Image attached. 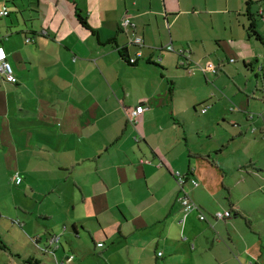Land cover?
I'll use <instances>...</instances> for the list:
<instances>
[{
	"label": "crops",
	"instance_id": "0c3cea01",
	"mask_svg": "<svg viewBox=\"0 0 264 264\" xmlns=\"http://www.w3.org/2000/svg\"><path fill=\"white\" fill-rule=\"evenodd\" d=\"M3 8L10 15L0 18V48L16 83L0 73V153L23 173L20 184L19 172L7 178L15 191L11 212L28 216L22 227L34 233L26 232L34 249L9 258L0 246L2 264L40 261L47 250L54 264H87L95 258L90 247L105 244L106 257L123 252L136 264H153L156 253V264H264V93L256 94L258 80L264 90V66H254L260 57L244 59L256 72L251 88L248 80L205 70L229 45L215 34L217 18L204 19L215 13L199 0H0ZM125 18L134 25L128 34L120 32ZM134 33L143 45H134ZM124 46L134 65L122 59ZM210 89L240 112L220 115L225 136L218 147L202 142L205 135L214 141L213 133L192 130L213 105ZM206 102L200 115L197 104ZM137 107L143 113L130 119ZM17 133L30 148L18 150ZM35 136L43 141L33 144ZM31 151L33 159L23 154ZM36 169L41 178L34 179ZM174 172L198 185L181 187ZM23 182L19 203L15 188ZM184 193L197 209L184 210ZM226 211L230 218L215 217Z\"/></svg>",
	"mask_w": 264,
	"mask_h": 264
},
{
	"label": "rangeland",
	"instance_id": "374dc122",
	"mask_svg": "<svg viewBox=\"0 0 264 264\" xmlns=\"http://www.w3.org/2000/svg\"><path fill=\"white\" fill-rule=\"evenodd\" d=\"M233 2L230 8L226 7V1L225 0H199V6L201 8H204L205 6L207 9L211 10V14L215 13L211 16H204V19L209 17H215L216 20V28H215V34L216 36H220L222 39H226L227 44L229 45L227 48L228 52L223 51L222 49H218L217 54L213 57V65L219 68L218 74L216 76H219L221 80L228 79L227 74L230 75L229 79L236 80V82L244 83L246 80H248L249 87L255 86V69L252 70L250 67L246 66L245 64V58L247 55H253L255 57H260L259 60L254 61L255 68H259L260 66H264V45L261 44L258 40L255 38H249L247 34V28L250 24V20L247 17V10H246V1L248 0H230ZM251 4V12L255 15V21H256V30L264 37V0H252ZM245 3V7H244ZM261 13V14H260ZM12 14L11 16H13ZM4 20H8V18H5ZM210 26V25H209ZM236 40L231 41L230 39ZM215 46V44H214ZM218 47V45L216 46ZM230 54V55H229ZM232 59V60H231ZM252 61V60H251ZM247 76V77H246ZM258 89L259 92L256 90V94L261 97L262 93H264V90L262 88L263 80H258ZM228 89L223 90V95L227 94L229 95L228 98H230L231 93L235 90L234 84L230 83L226 85ZM209 94L214 95L211 99L210 103H213L212 106H205L207 104H197L198 107V113L201 115L202 108L209 107L208 112L209 114L207 116L202 117V119L198 116L197 124H193L192 130H198L200 132H206L213 133L214 135V141H208L206 136L202 139L203 143H207L209 146L215 145V147H218L221 145V142H223L224 136H225V129H222V125L224 126V119L221 118V116H226L228 114H231L230 111L231 108L235 109L238 112L237 105L235 104V101H232V104L234 105L231 108H228L224 105H222V102L219 101V97H225L223 95H216V90H209ZM219 96V97H218ZM209 105V103H208ZM221 107L219 108V106ZM236 106V107H235ZM257 106V105H256ZM256 106H252L253 108H258ZM231 109V110H230ZM232 110V111H235ZM255 110V109H253ZM249 112V114H253V117L259 118L257 116V113L255 111ZM218 114V115H217ZM215 115H217L215 117ZM221 115V116H220ZM251 117V115H248ZM183 122L189 123L190 120L187 119V116H185ZM221 126V127H220ZM226 127V125H225ZM24 134V133H23ZM23 134H16V144L18 147V150H23L24 148H30L28 145L26 139H23ZM191 137H193V140L196 141L195 135H193L191 132H189ZM26 137V136H25ZM38 138L40 142L43 141L42 137H36L33 140V144L35 143V139ZM26 141V142H25ZM45 141V140H44ZM261 141V139H260ZM71 144V143H70ZM79 149H89V147H81L79 146ZM261 149L264 150V147ZM34 149H32L33 151ZM24 152L23 154H26L27 156H30L32 158L33 152ZM12 156V153H11ZM9 155L5 153H0V243H4L8 249L6 250L5 256L9 257V254L14 255L16 251H18L19 254L24 256V253L22 251H27L28 253L31 252V250L34 249V244L31 243L29 237H27V234H34L29 230V227H25L23 229V225L25 226L27 223L28 216H26L23 212L19 213V217H17V214H12V209L14 210L15 206L13 205V198L11 197V193L15 192L11 189V183H7V178L13 176L16 174V172H19L14 165L11 166V164L14 163V161L11 164H8ZM20 160L25 161V157L20 154ZM36 168V166H34ZM27 168H33V166H29ZM37 173L34 176L35 178H41L43 174L38 170ZM22 174L23 173L19 172ZM175 173V172H174ZM20 187L15 188V190H18L19 195L17 193L15 194L16 197H19L18 201L20 203L24 201L22 198L25 195V192L23 190L24 186H27L26 182H23ZM44 186H42V190H44ZM21 196V197H20ZM50 205L55 210L53 212L54 215H57V208H56V198L52 196ZM29 202V201H27ZM37 214V213H36ZM34 215V220H30L31 222L35 221L36 217L38 215ZM14 222H19L20 226ZM35 224V222H34ZM31 226V225H30ZM22 227V228H21ZM28 230V231H27ZM32 236V235H30ZM36 238V237H35ZM89 238V237H88ZM47 238H44L43 245L39 244L41 248H44L47 246L46 242ZM102 242V241H101ZM95 244L97 245L98 243ZM103 244V243H102ZM105 244V243H104ZM103 244V246H104ZM109 245L105 244L104 250H99L97 247L92 246L90 247L93 256L96 258H91L90 261L87 264H136L133 261H130L131 258H129L127 255L121 256L123 253H117L113 257H106L105 253L107 252V248ZM22 247V248H20ZM69 250V249H68ZM106 250V251H105ZM40 253V252H39ZM163 253V252H162ZM59 256V253H58ZM121 256V257H120ZM5 257L0 253V262L1 264L4 262ZM55 256L52 254H41L40 253V262L41 264H54ZM157 261H161L157 257V253L155 254L154 263L156 264ZM152 264V263H148Z\"/></svg>",
	"mask_w": 264,
	"mask_h": 264
},
{
	"label": "built area",
	"instance_id": "2783aa9c",
	"mask_svg": "<svg viewBox=\"0 0 264 264\" xmlns=\"http://www.w3.org/2000/svg\"><path fill=\"white\" fill-rule=\"evenodd\" d=\"M6 15H8V11L5 8L0 10V16H6ZM122 27L124 28L125 32H128L130 30V28L134 27V25L132 24V22L129 18H125L123 20ZM133 36H134V42L135 43H137V44L142 43V40L139 37H136L135 33L133 34ZM168 49H171V47H169ZM139 56H140V54H139ZM135 61H136L135 58L131 59V63H134ZM205 70L211 71L214 74L218 72V68L212 64H208L206 66ZM0 73L6 78L7 81H9V82L14 81L13 69L7 61V55L5 54L4 50L1 48H0ZM143 111H144L143 107H137V109L135 111L128 114V117L130 119H132V116H135L136 114H141V113H143ZM174 176H175L178 184L181 187H184L188 181H190L194 186L198 185L196 180L189 179L186 175L184 176L180 172L174 173ZM20 182H21V179L18 178L17 183L19 184ZM179 200L182 203L184 210L186 212H190V211L197 209V206L190 200L189 196L186 193L182 194V196L180 197ZM215 217L217 219H227V218L231 217V213L229 211L218 212L215 214ZM200 219L205 220L206 217L204 215H201ZM51 242L52 243H58V238H52ZM98 246H101V244H98Z\"/></svg>",
	"mask_w": 264,
	"mask_h": 264
},
{
	"label": "trees",
	"instance_id": "16d2710c",
	"mask_svg": "<svg viewBox=\"0 0 264 264\" xmlns=\"http://www.w3.org/2000/svg\"><path fill=\"white\" fill-rule=\"evenodd\" d=\"M252 0H248V1H246V10H247V17H248V19L250 20V24H249V26H248V28H247V34H248V37L249 38H255L256 40H258L261 44H263L264 45V37L256 30V21H255V15L251 12V4H252ZM4 9V8H3ZM7 11H8V15H6V16H0V18H2V17H8L9 15H10V12H9V10L7 9V8H5ZM0 10H2V9H0ZM77 17H78V19H79V21H80V23L85 27V28H87V29H89V30H91V28H90V25L88 24V22H87V20L84 18V17H82L80 14H77ZM123 23V22H122ZM120 32L121 33H124V34H128V32H125V30H124V28L122 27V24H121V26H120ZM142 40V39H141ZM27 42H30L29 40H27ZM134 45H136V46H141V45H143V41H142V43L141 44H137V43H135L134 42ZM127 51H128V47L127 46H124V48L121 50V52H120V54H121V56H122V59L124 60V61H126V62H128V64H130V65H134L135 63H136V61H137V59H136V61L134 62V63H131V59H133V58H130V57H128V55H127ZM6 54V53H5ZM7 61H8V59H7ZM8 63L11 65V63L8 61ZM148 63H152L151 61H148ZM156 65H158V64H156ZM11 67H12V65H11ZM218 68V67H217ZM12 69H13V67H12ZM218 71H219V68H218ZM218 74V72L217 73H215V75H217ZM13 77H14V81L13 82H10V83H16V78H15V75H14V69H13ZM6 79V78H5ZM9 82V81H8ZM18 174V173H17ZM18 178H20L21 179V182H22V177H20V175L18 174L17 175V177H16V179L18 180ZM20 182V183H21ZM19 183V184H20ZM18 184V183H17ZM231 213V212H230ZM0 246L1 247H3V249L6 247V245H4L3 246V243H0ZM103 246V244H101V246H99V247H102ZM47 253L49 254V251L47 250ZM28 263L29 264H41V262L40 261H33V260H30V261H28Z\"/></svg>",
	"mask_w": 264,
	"mask_h": 264
}]
</instances>
